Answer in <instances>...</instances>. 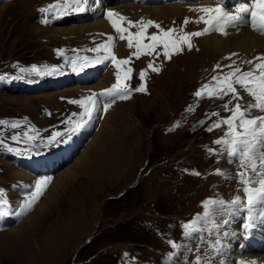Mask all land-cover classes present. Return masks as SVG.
Instances as JSON below:
<instances>
[{"label": "rangeland", "instance_id": "rangeland-1", "mask_svg": "<svg viewBox=\"0 0 264 264\" xmlns=\"http://www.w3.org/2000/svg\"><path fill=\"white\" fill-rule=\"evenodd\" d=\"M53 1L0 0V121L14 119L19 125L16 128L20 136V140H13L15 129L5 123L0 124L2 147L7 150L0 153L2 180L0 192L3 194L0 200V264H193L199 252L205 253V258H201V264H209L213 259L220 260V245L217 246L216 241L217 237L223 234L222 226L229 215L222 210L218 214L214 209L218 205L213 206L210 215L200 219L197 225V228L203 229L204 238L198 237L196 231L199 230L185 235L183 226L197 217L204 216V201L223 200L227 196L228 199L232 198V201L235 196L232 197L230 193L233 194L235 190L243 188L239 173L246 169L241 166L239 159L227 155L224 145H217L214 141L226 138L228 126L223 121L232 115L230 110L235 104L238 102L244 108L247 107L248 101L240 92L243 99L239 101L233 100L231 94L223 98L209 97L206 93L200 97L195 95L204 85L215 87L217 81L213 80V77L222 79L232 70L228 67L230 65L224 64L220 67L221 63L214 66L210 64L209 66L213 68H208L209 60L212 62V59L216 58L213 56L202 57L196 62H192V59L186 56L193 54L192 48L201 40L200 36L191 38L190 50L187 45H182V51L173 54L171 59H166L162 54L163 49L158 48L157 53L160 55L155 54L163 61V68L159 67V72L148 69L149 62L153 65L155 63L151 57L146 58L142 55L137 59L133 56L132 52L135 49H129L126 41L119 50L122 51L120 56L131 57V65L121 66L119 71L122 75L127 68L132 69L131 78L126 83L130 88L136 89L142 83L139 75L141 70H146L144 81L146 91H135L126 100L118 98L119 95L116 93H112L115 94L114 98L112 94L99 96L103 107L110 101L123 100L118 105L120 114L108 119L107 128L109 125H116L122 117L125 118L124 123L119 126L123 135L114 145L118 149L126 146L124 152L126 160L119 168L110 167L105 163L102 175L95 173L97 177L89 179L86 175L81 178L82 175L89 173L75 166L70 180L57 191L56 196H60L58 208L51 206L54 195L50 202L47 200V204L45 203L43 213L50 211L49 214H34L35 208L49 191L50 185L56 182L57 174L79 156L87 142L100 129L105 117L102 111L100 117L97 116L94 126L83 133L87 134L86 138L82 143L78 141L80 144L77 152L69 157L68 162L51 171L50 166H47L50 173L45 172L41 166L45 174H41V170L34 173L35 182L45 177H50L51 182L33 207L26 212L22 211L25 201L35 190V182L30 186L16 178L5 165L4 158L10 156L9 159H14L19 166L27 157L38 155L44 149L48 148L49 153L59 148L57 145L65 143L77 129V123L81 126L87 117L82 112L83 107L80 104L70 101L85 100L86 95L93 96L96 93L93 89H87L86 93L77 91L73 97H67L60 89L72 84H81L87 77L80 81L73 75L64 81L62 77L47 79L42 78L46 75V70L40 69V72L44 73L41 75L33 69H38L37 64L42 67L57 64L62 68H69L70 73H73V69L78 68L70 63L73 53L85 51L92 55L94 61L106 55L102 49L98 52L91 49L104 44L107 39L92 37L78 41L75 35L45 37L48 27L55 23V18L52 12H49L45 17L49 22L42 23V12L39 9L52 5ZM120 1L123 4L132 2ZM167 2L180 1L144 4L157 5ZM5 3L8 4L2 6ZM90 17L80 16L76 23L86 22ZM141 19L153 20L164 29L175 28L177 34H180L181 28L184 32L201 31L196 24L179 25L172 19L157 20L151 16H141L139 20ZM163 21L168 22L169 26H165ZM41 27L46 30H40ZM113 30L112 28V32ZM130 31L136 32L138 28H131ZM157 31L154 27L148 29L149 34ZM114 32L118 36L115 30ZM114 53L117 56L115 50ZM196 54L200 55V52ZM110 65L107 62L98 68L99 72L93 75L90 82L97 81ZM231 66L248 71V66L242 64ZM117 71L115 68L114 79L108 81L112 83L110 87L116 83ZM39 78L47 79L44 81L48 88L38 87ZM23 85L25 88L21 89ZM236 87L239 91V85ZM50 91L57 92L58 101L54 99L47 101L42 96L31 99V104L23 101L26 94ZM12 97L23 100L10 99ZM193 109H196L197 115H191ZM259 112L258 109H251L249 113L253 115L247 114V118H255ZM216 123H220L221 126L209 131L208 129ZM26 129L35 137L29 143L25 135ZM57 132L61 135L55 142L50 143V137ZM208 149H214L215 152ZM91 153L92 149L89 158L92 157ZM116 154H119V150ZM194 165L206 174L194 179L191 173ZM230 167L233 169L228 175ZM20 168L30 170L28 164H25V168L24 164ZM217 169L222 174L214 176L212 172H216ZM235 173L237 177H234ZM254 177L256 178L255 175ZM216 179L218 183L211 185ZM77 181L79 182L76 184ZM84 193L87 195L83 199ZM82 199L85 200V205L78 208L79 212L72 209ZM76 212L79 213L78 221ZM243 213L246 216L247 211ZM55 214L62 216V219L44 234L47 226L56 217ZM24 218L26 220L22 222ZM241 219L240 227L243 228L244 218ZM55 228L63 234L56 255L58 248H54ZM10 229H12L10 233L4 232ZM170 241L179 247L173 248ZM213 243L216 246L215 250L211 249ZM173 256L178 262L173 261ZM212 264L217 263L213 261Z\"/></svg>", "mask_w": 264, "mask_h": 264}, {"label": "bare ground", "instance_id": "bare-ground-1", "mask_svg": "<svg viewBox=\"0 0 264 264\" xmlns=\"http://www.w3.org/2000/svg\"><path fill=\"white\" fill-rule=\"evenodd\" d=\"M131 1L132 2L130 3L123 4L121 3L120 0H101L100 8H96V6L95 5L93 6L92 4L89 11L82 13L81 15L82 17L91 16L88 19V21L83 23H76L77 22L76 18H70L67 19L66 22L60 23L57 20L55 23L51 24V27H48V30L46 32L47 34H45V37L58 38L61 35H75L74 37H77L78 41H82L86 39H92V37H99L101 39L106 40L108 39V36H112L115 37L114 50L115 52L118 53V56L121 57L120 55L122 54L121 53L122 51L119 50H121L123 44L126 43V40H120L119 36L115 34L114 30L112 32V26L105 17L106 12L108 11L118 12L123 16L133 19L134 21H139V18L141 16H151L156 18L157 20L172 19L173 21L177 22L179 25L180 23L184 24V20L187 17L189 18L190 22L186 26L196 24L199 27V29L202 30L205 27V25L203 23L195 22L197 18L200 15H202V13L198 11H190V9H199L202 7L215 6L213 0L188 2L186 4L180 2H167L157 5H148V4H144V2L158 3L161 1H168V0H131ZM242 2H250V0H225L226 10L234 11V6ZM6 4L8 3H5L2 6ZM163 24L165 26H169V23L166 21H163ZM249 24L250 22L247 19H245L243 22H240L235 26H229L226 29L227 31L226 35L221 34L220 32L217 31H211L208 34L201 35L200 36L201 40L198 41L196 43V46L192 48L194 50L193 54L192 53L187 54L186 56L192 59V62H196L202 59V57H206V56L216 57L212 59V62L211 60H209L207 66L208 68H213L212 66H209L210 64H213L214 66L217 63H221L220 67H222V65L224 64L225 65L242 64L248 66V70H249L252 66L245 63V61L254 60L255 57L264 55V35H261L259 32L254 31L249 26ZM124 26L127 27L126 24ZM40 30H46V29L41 27ZM89 33H93V34L90 35ZM197 52H200V55L196 54ZM106 63L107 62H105L101 67H103ZM115 68H117L116 65L112 63L106 69V72H104L103 74L101 73L97 81L95 80L93 82H90V79L96 73L89 72V75H87V78L83 81V83L68 85L65 88L60 89L61 93L63 95H66L67 97H73L74 95H76L77 91L79 93H86L87 89H93L96 91L95 94H97L95 97L97 103L94 106V110L91 118L87 116L84 119L81 127H78L73 132V134L66 140L65 143L59 144L58 146L59 148H57L59 151H55L51 153V158H49V156L45 157L44 159L27 157L25 160L26 161L25 164H28L30 166L29 168L30 170L23 169L17 166L14 159L13 160L9 159L11 158L10 156L9 158H4V163L7 167H9V169L11 170L10 172L13 173L16 178L21 179L22 181L26 182L31 186L32 184H34L36 178V175L32 173L33 172L32 169L36 166L37 167L41 166L44 170L46 169L48 170L47 166L48 167L50 166L48 164L49 162L54 163L56 168L68 162L69 157L77 152L78 149L77 147L80 144L78 143V141L80 140L82 143L86 138L87 134H83V133L87 131L89 128H91L92 125L94 126L97 116L99 118L102 111H104L105 117L103 119V122L101 123L100 129L87 142L85 149L79 154V156L75 160H73V162L70 163L68 166L63 167L62 170L57 174L55 178L56 182L50 185L49 191L46 193L40 204L35 208L34 210L35 215L36 214L44 215L45 213L47 214L50 213V211L49 212L45 211L44 213L43 211L46 208L45 207L47 204L46 201L48 200V202H50L51 201L50 199L54 197V195L55 197L54 200H52L51 202V206H53L54 208H58L57 202L60 196L58 197L56 196L57 191L60 189L62 185H64L66 182H68V180H70V175L72 174L73 168L75 166L78 167V169H82L89 173L82 175L81 178H83L86 175L88 176L89 179V178L97 177L95 173L101 174V171L104 172L105 163H107L110 167L119 168L126 160L127 156H125L126 154H124V152L126 151V146L124 147L121 146L118 149L114 145L117 144L116 142L118 141V138L123 135L122 129L119 126L122 125V123H124L125 118L122 117L121 119H119L120 121L117 122L116 125L114 126L109 125L110 127L107 128L108 119L113 115H115L116 117L118 114H120V109L118 105L120 102L126 99H123L121 101L119 100L113 102L110 101L108 103L110 104V107H108L107 110L105 111L104 107L102 106L99 100V94H98L100 90H102L105 87L107 88L109 87V85L112 84V83L111 84L108 83V81L111 78L114 79L113 72L115 71ZM69 78L70 76L62 77V81L67 80ZM43 86L44 87L47 86V83L45 81L40 83V88H42ZM239 92L242 94V96H244L247 99L248 103L251 101V98L247 95L246 92H244L242 89H239ZM26 95L27 96L24 98V100L23 98L20 99H22L24 102L29 104L32 103L30 102L32 101L31 99L38 96H42L47 101H51L53 99L54 101H58L57 92H53V91L42 92L41 94H34V95L26 94ZM114 95L115 94L112 95V98H114ZM85 97L86 98L90 97V95H86ZM10 99L20 100L16 97H12ZM81 110L84 111V108H82ZM191 115H197L196 109H193L191 111ZM258 116H264V111L259 112ZM91 149H92V153H91L92 157L89 158L88 156L90 154ZM118 150H119V154H116ZM4 151H6V149L0 147V153ZM232 169H233L232 167L228 169V175L231 173ZM191 173L194 179H199L201 176L206 174V172H203L202 169L201 170L197 169L196 165L193 166ZM194 173H199V175H196ZM212 174L215 176L216 172L213 171ZM78 182L79 181H77L76 184ZM216 182L217 179L213 181L211 185L216 184ZM203 186L206 187L207 185H203ZM254 186L256 187L258 185H254ZM240 190L238 191L235 190V193L233 194L230 193V195H232V197L240 196L242 201H244V193ZM86 195L87 194L84 193L83 199L85 198ZM83 199L80 200L78 203H76V206H74L72 209H77L76 211L79 212L78 208L83 207L85 205V200ZM227 199L228 196L224 198L223 201H226ZM225 205H227V203H225ZM220 210H222L225 214L227 213L228 215L230 214L231 215L227 218V220H225V225L222 226L224 227L223 230H221V232H223V235L219 239L222 256L220 257L219 262L217 261L215 262L217 264H221V261H223L224 264H241V262H243V264H249V262H252V264H264V220H263L264 217L259 215V212L264 210H262L259 207V205L257 206L256 209H254L257 212L256 214H254L255 219L252 222V225H254L255 230L252 231L251 233L246 232L245 228H241L239 226L240 219L243 216V212L247 211L246 208H240L239 206H235V207L228 206V208H222V206L220 205ZM35 215H33V217ZM76 215L78 216L79 213L77 214L76 212ZM61 219L62 216H56L52 220V222L47 226L48 229L44 231V234H46ZM25 220L26 218H24L22 222H24ZM75 220L73 224H75L76 221L79 220V216L77 220L76 221ZM54 230L56 231V228ZM10 231H12V229L4 232L10 233ZM53 233L55 238L54 248L57 249L61 244L60 241L63 239V234L59 231ZM250 234H252L254 237L253 241H248L245 239V237ZM58 250L59 248L55 252V255L58 253Z\"/></svg>", "mask_w": 264, "mask_h": 264}, {"label": "snow or ice", "instance_id": "snow-or-ice-1", "mask_svg": "<svg viewBox=\"0 0 264 264\" xmlns=\"http://www.w3.org/2000/svg\"><path fill=\"white\" fill-rule=\"evenodd\" d=\"M89 0H66L62 4H52L46 8L39 9L42 13L49 12H59L65 14L68 8H74L77 12H83L86 10ZM214 7H202L199 9H190V11H198L202 13L196 23H203L205 27L201 31L197 32H184L181 28L180 34H177V29L168 28L164 29L159 23L153 20H139L132 21L127 17L123 16L118 12L108 11L105 14L106 19L111 24L112 28L116 31L120 40L127 41V47L129 49H135L132 55L137 59L140 56H151L153 53H157L158 48L163 49V56L166 59H171V56L177 52L182 51V45H187L189 50L192 47L191 38L196 36H201L208 34L211 31H217L221 34L226 35V29L229 26H235L240 22L247 19L253 30L264 35V0H250V2L238 3L234 6V11L226 10V5L223 0H214ZM42 23H48L47 19L41 21ZM189 18H185L184 25L189 23ZM127 24V27L124 25ZM150 27L156 28L158 31L155 33H148ZM131 28H138V31L132 32ZM126 34V35H125ZM114 40L115 37L108 36L107 41L104 44L98 45L96 48L91 49V51L98 52L101 49L106 53L101 59H111V61L116 65L118 71L116 73V83L112 85L110 89H106L103 93L99 95L116 93L119 95L120 99L130 98V92L128 91L127 80L131 78L132 69L129 67L126 71L121 72L119 69L121 66H126L130 63L131 57L128 58H117L114 53ZM145 41H148L147 43ZM236 55V54H234ZM87 63V58H85ZM245 63L251 65L252 67L248 71H243L239 67H231L232 70L228 72L222 79L218 77H213V80L217 81L215 87H209V85H204L200 90H198L195 95L197 97L207 94L209 97L218 96L223 98L225 95H232L233 100L239 101L243 99L236 87L239 85L240 89L247 93L251 97V101L248 103L247 107L242 108V106L237 102L230 111L232 115L223 121L224 124L228 126V131L225 133L226 138H220L214 141L217 145H224L225 151L229 157H236L239 159L240 164L246 170L239 173L240 183L244 185L241 191L244 193L246 200L242 201L240 196H236L230 205L240 208H246L248 212L249 223L245 225L246 228L252 226V222L255 219L253 210L259 207L264 210V116H257L255 118H247V114L251 109L255 108L260 111H264V55L257 56L254 60L245 61ZM148 69L153 72H159L160 69L155 67L152 62H149ZM219 67V65L217 66ZM33 71L40 72L39 69H33ZM55 71V69H53ZM140 80L142 81L140 87L136 88L137 92L146 91V85L144 83L146 70H141ZM96 95L87 97L85 100L80 101H70L71 103L80 104L84 108V115L91 118L94 106L97 103ZM110 107V104H104V110ZM227 107V105H225ZM191 110V109H190ZM215 115V114H214ZM6 123L5 121H0V124ZM220 123L214 124L208 130L212 131L213 128L220 127ZM11 127H19L15 122L11 123ZM76 127H80L77 123ZM27 135V134H25ZM61 133L57 132L52 137H50L49 142H55L56 138L59 137ZM13 140H17V136L12 137ZM29 140L35 139V137L29 136ZM210 152H215L214 149H208ZM257 161H259L257 163ZM231 162V161H230ZM248 169L251 170L256 176L253 180L248 173ZM199 175V173H194ZM216 174H222L219 169L216 170ZM51 182L50 177H45L39 179L35 182V190L31 193L29 199H27L23 205L22 211L26 212L30 210L33 205L40 199L47 186ZM253 185H258L253 187ZM2 192H0V200H2ZM6 203V201H3ZM215 205H225L223 200H213L209 199L203 202L204 216L197 217L196 220L185 224L184 230L185 235L191 234L193 231L197 230V225L200 219L208 217L211 213L212 207ZM259 215L264 217V211H260ZM173 248H178L179 245L171 242ZM216 245H220V241H216ZM215 247V246H213ZM193 264H201V258L196 257ZM221 264H224L221 261ZM243 264V262H241ZM252 264V262H249Z\"/></svg>", "mask_w": 264, "mask_h": 264}, {"label": "flooded vegetation", "instance_id": "flooded-vegetation-1", "mask_svg": "<svg viewBox=\"0 0 264 264\" xmlns=\"http://www.w3.org/2000/svg\"><path fill=\"white\" fill-rule=\"evenodd\" d=\"M8 170V169H7ZM10 170V169H9ZM11 171V170H10ZM11 173V172H10ZM12 174V173H11ZM0 182H2V180H0Z\"/></svg>", "mask_w": 264, "mask_h": 264}]
</instances>
